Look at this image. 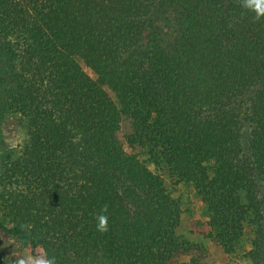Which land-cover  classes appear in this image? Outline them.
Here are the masks:
<instances>
[{
	"label": "trees",
	"instance_id": "trees-1",
	"mask_svg": "<svg viewBox=\"0 0 264 264\" xmlns=\"http://www.w3.org/2000/svg\"><path fill=\"white\" fill-rule=\"evenodd\" d=\"M4 116L24 132L0 155V264L13 241L57 264H198L124 123L212 239L232 249L246 223L264 264V19L240 0H0Z\"/></svg>",
	"mask_w": 264,
	"mask_h": 264
},
{
	"label": "rangeland",
	"instance_id": "rangeland-1",
	"mask_svg": "<svg viewBox=\"0 0 264 264\" xmlns=\"http://www.w3.org/2000/svg\"><path fill=\"white\" fill-rule=\"evenodd\" d=\"M82 69L91 77L92 72L84 65ZM0 155L6 150L14 148L23 137V130L12 122L11 117L4 116L0 125ZM128 127L124 123L121 126L120 138L124 150L128 153L136 154V157L142 161L151 171L159 175L165 186L178 199L180 203V216L177 233L181 239H184L199 248L195 252L198 264H252L247 257V251L250 249L251 227L243 224V234L233 245L232 249H226L217 244L212 239L211 230L208 227V212L206 205L198 198L195 189L184 183H176L175 179L161 167L153 164L145 152L130 149L125 141L124 135L128 132ZM29 250V249H28ZM184 262L191 264L189 257L183 258Z\"/></svg>",
	"mask_w": 264,
	"mask_h": 264
},
{
	"label": "clouds",
	"instance_id": "clouds-1",
	"mask_svg": "<svg viewBox=\"0 0 264 264\" xmlns=\"http://www.w3.org/2000/svg\"><path fill=\"white\" fill-rule=\"evenodd\" d=\"M240 6L248 12L253 13V19L259 21L264 19V0H240ZM107 205H105L99 214L95 216L96 230L104 233L109 230V218L106 215ZM21 228L27 230L30 225H21ZM14 245L12 253L9 255L10 259L6 264H57L55 256H49L45 249H38L36 251L28 250L21 241L16 243L10 242Z\"/></svg>",
	"mask_w": 264,
	"mask_h": 264
}]
</instances>
